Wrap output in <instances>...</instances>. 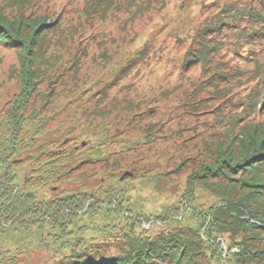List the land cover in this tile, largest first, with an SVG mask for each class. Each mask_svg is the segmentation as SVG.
I'll use <instances>...</instances> for the list:
<instances>
[{
	"label": "rangeland",
	"instance_id": "obj_1",
	"mask_svg": "<svg viewBox=\"0 0 264 264\" xmlns=\"http://www.w3.org/2000/svg\"><path fill=\"white\" fill-rule=\"evenodd\" d=\"M261 7L258 0H0V16L14 32L48 25L31 64L39 72L22 110L16 101L24 88L21 64L29 56L0 40V141L3 120L17 106L26 147L18 154V185L28 180L24 190L63 215L61 223H34L17 246L22 254L8 264L116 255L129 246L132 233L153 240L177 230L199 239L196 258L205 264H264L257 253L246 263L231 255L239 254L233 239L248 232L214 233L220 254L207 245L200 229L205 216L199 213L207 215L222 198L216 191L196 182L195 197L186 196L189 176L204 171L215 150L219 162L239 161L241 130L250 127L245 143L264 139V112L238 113L262 82L264 46L241 43L234 27L247 24L229 21L233 28H222L211 42L218 48L213 59L183 67L186 53H198L200 41L207 44L212 35L205 24L233 10ZM44 152L71 170L40 186L42 176L31 168ZM126 171L132 176L126 178ZM221 176L217 187L239 197L236 186L244 175ZM8 238L0 231V249H13ZM251 243L264 249L263 240Z\"/></svg>",
	"mask_w": 264,
	"mask_h": 264
},
{
	"label": "trees",
	"instance_id": "obj_2",
	"mask_svg": "<svg viewBox=\"0 0 264 264\" xmlns=\"http://www.w3.org/2000/svg\"><path fill=\"white\" fill-rule=\"evenodd\" d=\"M258 1L262 3V7L258 12H252L251 9L233 10L232 14L227 18L221 17L210 23L212 26L209 27L206 26L208 24H205L206 29L212 35L207 40V44L200 41L199 46L201 45V47L198 49V53L193 51L186 53L183 58V67L185 68L194 61L204 64L213 59L212 56L214 55L211 54L216 52L218 48L215 44L211 45V42L221 32L222 28H225L226 31L230 27L233 28L232 26H228L229 21L247 24L244 27H234V29H237L234 37L240 40L241 43L249 44L250 41H253L258 46H264V0ZM244 16L247 17L245 20L243 19ZM225 19L227 22H224L226 21ZM21 21H24V19H21ZM5 22L6 19L0 16V40L3 39L1 43L9 48L15 47L20 49L23 54L27 52V56H29L28 59H23V63L21 64L24 88L16 101L17 106H20L19 108L22 107V110L27 106L30 92L34 88V80L37 76L36 72H39V70L33 71L31 64L38 58L40 49L39 39H43L47 35L46 29L48 25L39 24L35 29L30 25L29 28L26 27L22 31L18 26L17 31L14 32L4 25ZM225 23H227L226 26H223ZM30 32L31 35L27 37ZM23 37L24 39H22ZM6 42H11L12 45H6ZM207 45H210L209 48H207ZM37 47L38 52H36ZM253 52L254 50L252 49L247 51V53ZM259 75L262 78V82L259 83V89L254 93L255 88L252 90L248 97L250 99L249 103L245 104L244 108L238 113L247 114L250 108L255 109L257 113L264 112V69L260 70ZM17 106H15L16 111L10 113L8 118L3 120L6 130L3 137L5 140L4 142L0 141V231L1 233L4 232L5 237L8 235L12 237L8 238V240L13 243V249L11 250H14V252H11V250L0 249V256H3L0 257V264H8L14 261L13 257L15 259V253L22 254V248L19 250L20 247L17 246L22 242L21 240L29 238L28 235L31 234L30 228L34 223L48 224L52 221L51 225H53L61 223L60 220L63 217V215H60V212L58 213V211L51 207V202L38 200L39 197L36 192L24 190L25 187L23 186H26L28 180L24 181V179L21 187L18 185L17 168L18 164L20 166L22 162V158L18 154L26 147L24 141L20 139L23 118H21V110L18 111ZM250 125L251 123L242 128ZM249 130L250 127L240 132L241 138L238 142L243 147V151L241 150L243 155L239 161L233 165H230V161L227 159L219 162L217 160L219 159L220 152L215 150L213 152L215 154L213 160L208 165L201 167L204 171L189 176L186 196L188 195L189 198L195 197L194 189L197 182L202 187L216 191L222 197L218 202L208 207L207 215L204 212L199 213L205 216V218L203 217L204 221L201 223L200 219L199 222L201 223L200 229H204V235L208 238L207 245L209 247H215L218 251L220 249L219 244L216 242L218 238L214 233L234 236L241 232H248L241 240L233 239L232 244L237 247L239 254L236 255L232 252L231 255L235 257L241 256L245 259L250 257V254L257 253V259L260 260L264 259V249L261 247L263 244L253 248V243L251 242L256 240L264 241V139L257 143H245L244 140L250 136ZM33 139L34 137L31 138V140ZM40 149L42 150V148ZM40 156H44V159L40 160L41 157L37 155V159H35L31 168L32 173L41 174L40 186L58 182L59 177L66 172L70 173L71 165L67 164L65 160L53 157L50 152L41 153ZM100 157L98 156L97 158ZM28 158L32 159V157L27 156L26 159ZM234 172L239 173V176L244 175L243 181L240 180L236 186L237 192H240L237 198L227 196V193H224V188L217 187V184L220 185V181H224L221 176L223 173L229 175ZM124 176L129 178L132 176V173L126 171ZM29 177L30 181L33 176ZM52 179H55V181H52ZM55 188L53 187V189ZM248 188L253 189V191L245 195L243 191ZM52 194L56 195V193ZM232 194L235 193L232 192ZM46 220L48 221L46 222ZM12 231L13 233H17L14 237L9 233ZM128 237L131 243L125 249H121L116 255L102 256L93 253L95 256L69 257L68 255H63L61 258L63 260L47 264H205L196 258L201 252L198 248L199 239L192 241V239L186 238L178 230L157 235L153 240H150L147 236L134 235L133 233L132 235H128ZM2 258L3 261L1 262ZM237 259L239 258L237 257ZM243 261L245 263L246 261L249 262L248 259Z\"/></svg>",
	"mask_w": 264,
	"mask_h": 264
},
{
	"label": "water",
	"instance_id": "obj_3",
	"mask_svg": "<svg viewBox=\"0 0 264 264\" xmlns=\"http://www.w3.org/2000/svg\"><path fill=\"white\" fill-rule=\"evenodd\" d=\"M82 145H84V144H82Z\"/></svg>",
	"mask_w": 264,
	"mask_h": 264
}]
</instances>
